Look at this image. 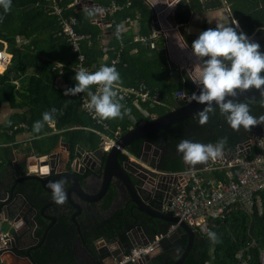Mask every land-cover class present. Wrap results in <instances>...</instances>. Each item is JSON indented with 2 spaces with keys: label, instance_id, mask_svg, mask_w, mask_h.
Masks as SVG:
<instances>
[{
  "label": "trees",
  "instance_id": "trees-1",
  "mask_svg": "<svg viewBox=\"0 0 264 264\" xmlns=\"http://www.w3.org/2000/svg\"><path fill=\"white\" fill-rule=\"evenodd\" d=\"M58 1L59 7L62 9V17L66 19L74 17L77 22L76 32L80 35H88L90 38L89 46H86L85 42L81 45L80 52L84 56L83 66L86 68L95 66L96 70L101 67L98 61L101 58L103 59L104 51L99 46V42L104 35H101L104 30L108 32L110 37L108 41L109 51L106 52L108 60L104 65L108 66L110 60L118 55V62L115 67L120 73L122 84L134 85L136 81L141 80L150 89L161 87L164 94L171 93L174 90L163 80L164 71L158 62L159 50L157 46L155 49H148L145 46L147 43L140 41L130 45L129 41L134 37V35L132 37L130 29L126 33L116 36V31H120L118 27L121 22L125 18L134 19L137 15L135 12H139L138 22L141 23V26L138 36L140 38L148 37L147 29L143 28L145 27L143 22L149 16L144 0H109V3L112 2L111 4L119 6L120 9L113 13L114 15H105L102 20L103 28L92 21L95 17L88 18L85 11H77L76 6H70L72 0ZM101 1L103 3L105 0ZM94 2L97 3L98 0H94ZM42 4L44 3L42 2ZM0 17H2V20H0V51L3 48L2 42L6 43V52L11 55L8 68L0 74V106L3 103H8L11 108L24 109L25 111L19 117H14L10 122L11 124L6 125L2 134L8 131L11 134L20 132L21 129L14 131L13 127L23 124L30 134L40 138L38 142L45 139L44 143L49 141L55 144L61 137L62 141L69 145L71 153L74 152L75 145H80L86 152H94L99 146V135L102 133L101 127L95 125L90 117L79 111L80 101L78 98L62 95L61 90L56 86L58 80L67 88L75 86L73 77L76 71L74 67L78 63L75 60L76 54L72 52L70 45L59 35L58 17L48 16L43 9L39 8L24 12L19 19L11 12L6 16L3 10L0 9ZM104 22L110 23L109 26L105 28L104 25L107 23ZM14 24L16 25L12 27ZM255 27L246 30L245 34L250 36ZM18 40H25V43L18 46ZM257 43L260 45V51L264 52V42ZM133 48L136 49V53L131 55L130 51ZM2 56H0V68L5 65L1 59ZM29 69L37 71L36 75L29 76L26 85L14 92L11 81L17 80L19 76L26 74ZM179 86H177V89ZM120 103L124 106L122 111L127 110V114L122 119L117 118L103 122L112 130L121 127L122 131L125 132V127L128 125L125 122L126 117L129 114L137 117L138 115L132 107L124 105L121 101ZM247 103H249L253 116L264 115V107L260 106V99L248 101ZM53 108L57 110L54 114V123L59 133L48 139L50 135H44L51 132L47 124L40 133L33 131V124L42 119L44 112ZM154 112L160 116L165 111L156 108ZM83 128L95 129L101 132L97 135ZM234 132L226 123L225 118L220 115L219 108H217L214 114H210L209 122L205 125H199L197 117L188 118L152 134L147 139L161 144L165 149L170 146L168 152L170 155L162 166V170L174 173L182 172L186 167L182 155L176 150V146L181 140L189 139L198 143L215 144L219 138L226 137L227 144L224 152L233 154L240 144L239 138ZM142 142L143 140L133 142L127 149L128 153L138 157ZM54 144L49 148L50 151ZM50 151H47V153ZM119 159H121L120 156ZM3 166L0 164V170ZM196 171L199 175L213 177L215 181L226 182L224 172L218 170L213 172ZM86 174L89 175L90 172L88 171ZM17 187H21L20 191L32 188L34 192L39 189L38 183L31 179L18 182ZM259 197L262 210L260 214L253 212L252 215H248L242 212L241 208H232L222 220L210 222L214 226L210 227V231L216 234L219 242H211L208 235H195L193 247L183 264H240L236 259L238 251L245 249L252 241H254V245L248 248L250 259L247 264H259L258 248L262 247L264 240V189L259 193ZM46 202L44 201L42 204ZM131 207V203L125 204L122 210L116 213L112 221H109L105 233H108L109 229L113 231V225H116L117 222L121 227L124 225V220L134 218L132 222L142 224L143 229L152 240L158 234H167L170 223L147 215H142L139 218V214L131 212ZM134 211L136 212L135 209ZM113 221L116 222L112 223ZM45 228L46 222L42 219L39 220L35 233L40 236V242L37 247L27 249L22 254L27 256L32 264H66L72 262L71 245L75 232L70 216L56 214L55 224L44 234ZM101 231V228L96 225L90 227L88 232L82 236L83 241L92 245L91 238L98 237L102 233ZM43 236L45 238L41 242ZM185 244V240L181 242L182 246ZM173 261L169 260L166 264H173ZM155 262L164 264L162 259Z\"/></svg>",
  "mask_w": 264,
  "mask_h": 264
},
{
  "label": "crops",
  "instance_id": "crops-1",
  "mask_svg": "<svg viewBox=\"0 0 264 264\" xmlns=\"http://www.w3.org/2000/svg\"><path fill=\"white\" fill-rule=\"evenodd\" d=\"M48 1L49 0H11V10L6 14V16L11 12V14H14L16 18L19 19L20 16H23L24 12L36 8L43 9L44 13L47 14L44 10V5H46ZM87 1L88 0H72L70 6H76L77 11H85V6H88ZM92 1L98 9L105 10L112 6V2H108L109 0H105L103 3L101 0H98L97 3H95L94 0ZM42 2L44 4H42ZM144 5L149 13L148 18H146L143 22L145 25V27L143 28L147 29L148 37L140 38L138 36V32L141 26V23L138 22L139 12H135L137 15L134 19L125 18L118 27L120 31H116V34H124L130 29L132 37L134 35L133 39L129 41L130 45H134L137 43L134 39H145L141 42L147 43L145 44L146 48L155 49L157 46V49L159 50L158 62L160 63V66L163 67L164 71L163 80L171 88H174V90L171 93L167 92L166 94H164L161 87H154V89H150V87H148L141 80L136 81L134 85H125L121 83L116 86L114 90L116 88H133L135 90H138L140 89V87H143L150 92L151 96L158 97V104H153L151 102H137V105H134L132 102H123L124 105L132 107L138 115L137 117L136 115L129 114L126 117L125 122L128 125L125 127V132L122 131L121 127H117L116 129L112 130L104 122H101V124H97L96 121L93 120L95 125L100 126L102 129V133L100 135L99 132L101 131H97L95 129L90 130L88 128L83 129L89 130L99 135L100 142L96 150L101 148V137L103 135H107L108 139L111 140L113 139V133L118 130L120 136L114 141L115 143L123 134L130 131L131 118L135 120L136 125L133 127L135 128L159 117L154 112V109H163L165 111V114L170 110L175 109L178 105L182 104L183 101L178 99V93H183V96H186V98H188L192 93L197 92L199 87V68L197 65L198 63H200V61H197V59L192 55L191 45L193 41L198 38L200 33L209 28H215L218 24L229 26L232 24L233 19L236 20L239 24V28L237 29L238 32H243L245 34L246 30L251 29V27L253 26L256 27L251 35L260 34L264 30V0H144ZM98 18L99 14L97 13L94 20L92 21H95ZM16 24L12 25V27H14ZM109 24H105L104 27H108ZM154 32H158L157 36L154 39H150ZM81 35L88 37V35ZM101 35L103 36L101 38V41L99 42V46L102 47L104 53L103 59L101 58L98 63H100L99 66H105L104 63L108 60L106 52L109 51L108 41L110 40V37L108 36V32L104 30L102 31ZM24 43L25 40H18V46H21ZM82 43H84L86 46H89L90 38L88 37ZM2 45L3 48L2 51H0V56L3 55L1 59L2 62L5 63V65L0 68V74H2L8 68L11 60V55L6 52L7 44L2 42ZM81 45L80 50L82 49ZM135 53L136 49L133 48V50L130 51V54L133 55ZM75 60L77 61L76 57ZM112 61H115L117 63L118 55L114 59L110 60L108 66H111ZM77 66L78 65L76 63V67H74L75 71H77ZM36 73L37 71L29 69L26 74L19 76L17 80H12L11 84L14 87V92L22 88V86L24 87L29 76L36 75ZM178 85H180L181 87L179 86V88L177 89ZM56 86L61 90L62 95H64V90L67 87L63 85L60 80H58ZM92 90L95 91L96 86H93ZM70 97H76L79 99V111L89 117L80 108L81 97H88L87 94L80 93ZM24 112V109L11 108L8 103H3L0 106V164L2 166L4 165L2 167V170H0V205H5L7 211L6 215L0 217V219H6V221L0 220V223L1 226L5 225L7 227L8 230L5 231V233H7L11 238L13 244L11 252L0 255V264H32L29 258L22 254V252L32 247H37V245L39 244L40 236L36 235L35 233L38 226V221L42 219L46 222V228L44 231L45 234L46 231L55 224L56 214L59 213L64 214L68 217L70 216L75 232L71 245L72 262L66 264H98V262H93L91 260L90 253H93L99 246H101V244L98 245V240H96V237H93L91 238L92 245H89L83 241L82 236L88 232V229L90 227L95 225L99 226L100 222H104L111 210H101L100 207H97L98 209L96 210L94 208H91L92 211H89L91 214L88 212V210H85V212L82 213H78L76 209H73L69 205L67 200L64 204H56L52 199V191L49 187V184L56 182L58 179H60L61 176L73 173L75 174L79 185H83L85 179L89 176L90 185L88 184L89 186L85 185L83 187L84 191L89 192L93 188L95 189V187L97 186V182L99 183V179L97 178V176H93L91 173V175H88L84 172H78L75 169L76 157L74 154L77 147L82 148L80 145H75L74 152L71 153L69 145L64 143L61 137L58 139V141H56L55 144L49 141L44 143L45 139L41 142H38L40 138L30 134V132L25 129V126L23 124L13 127L14 131L21 129L20 132L11 134V132L8 131L2 134L4 128H6V125L11 124L10 122L12 119L14 117H19ZM103 125H105L108 129L105 130ZM47 127L51 131L44 134L46 136L50 135L48 139H51L52 135H57L59 133V131L56 130L54 122L51 124H47ZM253 128L257 129L258 133L255 137L252 136L249 140L256 142L257 137L264 135V125H257ZM53 144L54 147L50 151L49 148ZM128 147L125 150H122L120 155L123 154L124 159L128 158V164H123V167L127 170L132 181L135 180L134 176L141 172L140 170H136L138 166L141 167L142 171L145 172L151 171L155 174L170 173L166 170L160 171L158 168L151 169L150 166L146 164V162L140 161V154L138 157H134L133 155L128 153ZM156 149L152 146L150 148V151L152 150L154 152ZM47 151L50 152L47 153ZM44 158H47V165H42L44 163L40 164V161H42L41 159ZM185 165L186 167L184 170H195L194 167L198 166L199 164L190 166V168H188L187 164L184 163V166ZM35 171H37V176L41 177L46 182L42 184L35 180L39 186V189L37 191L33 192L32 188H27L20 191L21 187H17L18 182L25 181L24 179L31 176L32 174L36 175ZM38 171H42L43 175H38ZM48 179L50 180L48 181ZM64 181L68 183V180ZM113 181L116 180L112 179L111 187L113 186L112 188H115L116 185L113 184ZM64 187L66 191V185ZM142 196L144 198H147L145 193H143ZM44 201L47 202L42 204V202ZM14 203L16 207L13 209L12 206ZM93 212H95L96 214H92ZM73 215L76 216L72 218ZM112 219L113 217H111L110 219L109 217L107 218L108 221H112ZM107 226H109V224ZM125 228L126 226L123 227V229ZM126 229V233L130 229L131 231H133L129 232L131 233V235L135 234V238L138 240L140 245L150 244L155 241L158 236L162 237L161 240L158 241V245L162 248L161 250L167 252V255L166 253L160 254V252H156L158 257L157 255L154 256L153 258H157H152L153 261H156V259L160 258H162L163 262L169 261L170 259L172 261L177 260L183 253V250L186 248L188 243V235L183 230H181L178 225L175 224L170 225L166 235L158 234L154 236L153 240L149 235H147L145 230L143 231L146 235H143L144 233H142L139 226L128 225ZM192 232L194 234V242L195 235L197 234L193 230ZM125 236L126 234L124 232L120 236L118 235L116 239L122 241ZM44 238L45 237L43 236L41 242H43ZM147 239L149 240L147 241ZM184 240L186 241V244L182 246L181 242ZM108 244L109 246H112L110 242ZM113 245L117 247L116 244ZM129 253L130 251L128 250L123 255V257L128 256ZM123 257L121 259H123ZM121 261L122 260H120V262ZM119 263H115L114 258H112L106 259L100 264ZM154 263L158 264V262ZM127 264L145 263L143 262V260H141L135 263Z\"/></svg>",
  "mask_w": 264,
  "mask_h": 264
},
{
  "label": "clouds",
  "instance_id": "clouds-1",
  "mask_svg": "<svg viewBox=\"0 0 264 264\" xmlns=\"http://www.w3.org/2000/svg\"><path fill=\"white\" fill-rule=\"evenodd\" d=\"M0 9L7 14L11 10V0H0ZM84 10L88 18H94L100 11L88 6ZM238 28L239 24L234 19L229 26L218 24L215 28L200 33L191 45L192 55L200 61L197 65L200 91L198 95L192 93L187 99L188 103L204 105L196 113L199 125L207 124L210 114H214L216 108H219L220 115L235 132L264 125V115L253 116L249 103L237 99L241 94L256 90L259 92L260 106L264 107V52L260 51L259 43L251 41L243 32H238ZM115 63L114 61L113 66H101L94 72L80 68L73 77L75 86L65 88L63 93L65 96L86 93L89 98L86 108L100 122L122 119L127 114V110L122 111L124 106L120 100L123 98H118L114 90L122 82ZM92 86H96L95 92ZM56 111L53 108L44 112L42 119L34 122L33 131L40 133L45 124L53 123ZM226 144V137L219 138L215 144L183 139L176 150L182 154L185 164L195 166L222 157ZM65 183L66 181L60 180L49 184L56 204L66 202ZM208 238L213 243L219 242L212 231L208 232Z\"/></svg>",
  "mask_w": 264,
  "mask_h": 264
},
{
  "label": "built area",
  "instance_id": "built-area-1",
  "mask_svg": "<svg viewBox=\"0 0 264 264\" xmlns=\"http://www.w3.org/2000/svg\"><path fill=\"white\" fill-rule=\"evenodd\" d=\"M119 9L120 7L115 4L105 10L102 9L99 11V18L94 23H99L98 25L103 27L101 19ZM44 10L47 14L58 17L59 35L66 40L72 52L76 54L77 71L80 68H84L89 72L96 71L95 67L86 68L82 65L84 56L80 52V45L88 37L75 31L76 19L74 17L68 19L62 17V9L59 7L58 0H49L44 5ZM157 34L158 32H154L150 39H154ZM118 35L117 33L116 36ZM141 40L144 41L145 39ZM113 62H111V66ZM115 91L118 98H123L120 101L124 103L132 102L137 105V102H151L158 104V97L151 96L150 92L143 87L138 90L116 88ZM88 99V97H81V110L97 124H101L98 118L87 110ZM135 125V120L131 118V129ZM103 127L105 130L108 129L105 125ZM119 136L118 130L113 133V139L111 140L108 139L107 135H103L101 137L103 151L108 152ZM251 151H253L252 155ZM87 154L92 153L88 152ZM249 155L250 157H248ZM209 161L210 165L203 172L216 170L224 172L226 182L215 181L213 177L199 175L193 169L174 173H158L163 177L165 185L169 188V198L161 204L160 211L177 218L200 235H208L210 227H214L210 222L222 220L232 208H241L242 212L248 215H252L253 212L257 214L262 212L259 193L264 189V135L257 137L256 142L246 140L236 148V152L233 154L224 152L222 157ZM161 238V236H158L149 245L132 249L129 255L123 257L119 264L135 263L143 260L144 257L153 252L154 247ZM12 245L11 238L2 230L0 223V255L11 252ZM253 245L254 241L245 249L238 251L236 259L240 264H247L250 259L248 248L253 247ZM258 261L259 264H264V240L262 247L258 248Z\"/></svg>",
  "mask_w": 264,
  "mask_h": 264
},
{
  "label": "water",
  "instance_id": "water-1",
  "mask_svg": "<svg viewBox=\"0 0 264 264\" xmlns=\"http://www.w3.org/2000/svg\"><path fill=\"white\" fill-rule=\"evenodd\" d=\"M87 5L88 7L97 8V6L93 3L92 0H88ZM251 36H254V34ZM257 38H258V35H255L254 37H252L251 41H258ZM199 91H200V86L198 87V90L196 92L197 95L199 94ZM237 99L243 102H248V101H254V100L260 99V96H259L258 91L250 90L244 94L239 95ZM203 107L204 105H199L195 102L188 103V99H187L182 104L178 105L175 109H172L169 112L157 117L156 119L151 120L142 125H139L131 129L130 131L126 132L125 134H123L115 142V145L113 146V148L106 155H104L98 149L94 151V153L87 154L85 156L84 155L85 151L82 148L77 147L75 154H74L76 157L75 167H78L79 161L81 160L83 164L82 165L83 167H81L82 172L85 170H88L93 176H97L98 179L101 178L102 191L98 197L96 196L97 198L95 197L93 200L87 201L88 199L86 198V191H84L83 187L85 185L87 186L88 184L90 185L89 176L88 178L85 179L83 185H79L78 180L76 179L75 174L73 173L61 176L60 179L58 180H68V183H65L66 188H67L65 192L67 194L66 200L68 201L69 205L73 209H76L78 213L82 212L81 207L77 203L89 202L91 204V203L97 202L98 200H100L99 197L104 194L103 192L107 190V187L111 185L112 179H115L116 181L120 182L126 188V191L130 196V201L134 205L138 213L160 219L170 224L178 225V227L188 235V243H187L186 248L183 250V253L181 254V256H179V258L173 263V264H183L185 258L187 257V255L189 254V252L191 251L193 247L194 234L187 225H185L182 222H179L178 219L170 217V216H166L160 212L159 205L161 203H158V202L160 201V199H162V197L164 196V193H161V195L163 194L162 196L156 197L155 202L153 201L152 196H155L159 192H162L164 188H166L169 193V188L165 185V181L163 180V177L160 176L158 173L155 174L154 172L149 171V176H144L142 173H138L136 176H134L135 180L132 181L127 170L121 164L119 155L122 150H125L133 142H136L139 140H145L150 135L158 131H161L163 129H166L169 126L175 125L185 119L195 118L196 113L198 111H201ZM213 107H215V105H213ZM147 147H144V148L146 149L151 148L150 145H149V148ZM139 159L140 161H142L141 156H139ZM41 160L42 161H40V164L44 163L42 165H47V158H44ZM187 166L188 168H190L191 165L187 164ZM150 168L156 169L155 166H150ZM194 169L201 170V167L198 165V166H195ZM35 173L36 175L32 174L31 176L26 177L24 180H29V179L36 180L37 182H40L42 184L46 182L41 177L37 176V171H35ZM39 174L43 175V172L38 171V175ZM49 180L50 179H48V181ZM148 181L150 182V188L148 187V183H147ZM143 193L146 194L147 198H144L142 196ZM12 207L13 209L16 207L15 203L13 204ZM6 214H7L6 207L5 205L1 204L0 205V217ZM75 216L76 215H73L72 218H74ZM0 220H3V219H0ZM3 221H6V219H4ZM130 225H133V224H129V226ZM139 227L142 233H144L143 235H146L145 232L143 231L144 229L142 228V226H139ZM113 229H114L113 232L115 234H118V232H120L123 229V227L113 225ZM125 234L126 236L123 238L122 241L116 242L114 239H111L110 244L112 246H109V245L105 246L103 243H99L101 244V246H99L100 248L98 247L93 253H90L91 260L93 262H98V264H100L102 261L106 259L114 258L115 263H119L120 260H122L121 258L123 257V255L130 248L140 245L138 240L135 238V234L131 235V233L128 231ZM148 240L149 239H147V241ZM113 244H116L117 247ZM161 249L162 248L157 244L154 247L153 252L147 255L143 259V262L145 264H155L154 263L155 261H153V259L158 257L157 255L158 252H160V254L166 253L167 255V252ZM156 255L157 257L153 258ZM165 256H162V257H165ZM160 259H156V260H160ZM166 260H169V259H166ZM167 262L168 261H165L163 263L166 264Z\"/></svg>",
  "mask_w": 264,
  "mask_h": 264
},
{
  "label": "flooded vegetation",
  "instance_id": "flooded-vegetation-1",
  "mask_svg": "<svg viewBox=\"0 0 264 264\" xmlns=\"http://www.w3.org/2000/svg\"><path fill=\"white\" fill-rule=\"evenodd\" d=\"M260 34L261 35L258 34L257 39L261 38L262 39L261 41L264 42V30ZM256 42H260V41L258 40ZM234 133L237 134V136L239 138L238 141L240 144H242L246 140H249L252 136L255 137L258 133V130L252 127L248 131L241 129L239 132H234ZM149 145L151 147L153 146V147H155V149L156 148L157 149L153 152L152 150L150 151V149L144 148L147 146H148L147 148H149ZM152 149H154V148H152ZM169 151H170V146H167V149H165L161 144L156 143L154 141H151L149 139H146L142 143V147L140 149V155L142 157L143 162H146V164H148L149 166H155L160 171H163L162 166L166 163V161L170 155V154H168ZM120 158H121L120 162L122 161V165L128 164V162H127L128 158L124 159L123 154L120 155ZM81 167H83V166L81 164H79L78 167H75V168L78 172H82ZM136 170H140L141 171L140 173H142L144 176H149V172L148 171H146V172L142 171V168L139 166H138V168H136ZM71 172H69V173H71ZM83 172L86 173V172H88V170H85ZM65 174H67V173H65ZM89 175H91V174H89ZM147 183H148V187L150 188V182L148 181ZM113 184L116 185V187L112 188L113 186L111 187V185H109L107 187V190L105 192H103L104 194L99 197L100 200H98L97 202L91 203V204L89 202L77 203L81 207L82 212H85V210H88V212H89V211H92L91 208H94L96 210V209H98L97 207H100L101 210H103V209L111 210V212H109L108 216H107V218L109 217V219H110L111 217H114L117 212L121 211L125 204L131 203L130 196L126 191V188L123 185H121L120 183H118L117 181H113ZM96 185H97L96 187L94 186L95 189L93 188L94 190L92 189L89 192H86V198L88 199L87 201H91L96 196L98 197L101 194V191H102V180H101V178L99 179V183L97 182ZM161 193H164V196L162 197V199H160V201L158 203L162 204L163 202L166 201V199L169 198V193H168L167 189L164 188L162 192H159L155 196H152L154 202L156 201V197H160L163 195V194L161 195ZM108 201H109V203L107 204ZM161 204L159 205V209L161 207ZM131 205H132L131 212L136 214L137 212L134 211V209L136 210V208L134 207V205L132 203H131ZM92 214H96V213L93 212ZM137 214H139V218H141L142 215H145V214H141V213H137ZM166 216H170V215L166 214ZM107 218L105 219L104 222H100L99 226L96 225L97 227L101 228V230H102L101 231L102 233L100 235H98V237H96V240H98L97 243L98 244L103 243L105 246L109 245L108 243L110 242L111 239H114L116 242L121 241V240H117L116 238L118 237V235L120 236L124 232L126 233L125 230H127L126 228L129 224H133V226H142V224H140V223H136L135 221L132 222V220H134V218H132V219L127 218L126 220L123 221L124 225L121 226V227L126 226V228L122 229L120 232H118V234H115L110 229H109L108 233H105L106 226L109 224V221L107 220ZM114 222L115 221H113L112 223H114ZM116 225L119 226L118 222ZM131 229L128 230V232L129 231L133 232V231H131Z\"/></svg>",
  "mask_w": 264,
  "mask_h": 264
},
{
  "label": "rangeland",
  "instance_id": "rangeland-1",
  "mask_svg": "<svg viewBox=\"0 0 264 264\" xmlns=\"http://www.w3.org/2000/svg\"><path fill=\"white\" fill-rule=\"evenodd\" d=\"M99 10L101 11L102 9H99ZM98 14H99V12H98ZM104 17H105V16H104ZM102 20H103V19H101V22H102ZM98 24H99V23H98ZM102 28H103V27H102ZM256 35H258V34H256ZM259 35H261V34H259ZM254 36H255V35H254ZM254 36H248V37H249V39L251 40L252 37H254ZM134 40H135L136 42H138V41H140V42L143 41V40H138V39H134ZM258 40L260 41V40H262V39L259 38ZM253 42H256V41H253ZM187 90H188V89H187ZM181 96H182V97H181ZM184 98H186V96H183V95H179V96H178V99H180V100L183 101V102L185 101ZM114 145H115V144H114ZM114 145H113V146H114ZM113 146L110 148V150L113 148ZM99 150H100L104 155H106V154L109 153V151H110V150H109L108 152H104L103 149H102V144H101V148H99ZM87 153H88V152H85L84 155L86 156ZM84 161H85V160H84ZM79 164L83 165L81 160L79 161ZM205 164H206V166H205ZM209 165H210V161H207V162L204 163V164H199V166L201 167V170H204V171L207 169V167H208ZM163 214H164V213H163ZM164 215H166V214H164ZM170 217H172V216L170 215ZM173 218H174V217H173ZM176 219H177V218H176ZM178 221H179V220H178ZM179 222H180V221H179ZM182 223H183V222H182ZM184 224H185V223H184ZM185 225H186V224H185ZM187 226H188V225H187ZM188 227H189V226H188ZM189 228H190L191 230H193L197 235H200V234H198L194 229H192L191 227H189ZM2 229H3L4 231H7V230H8L7 227H6L5 225H4V226L2 225ZM200 236H201V235H200ZM147 245H149V244H147ZM147 245H138V246H136V247H132V248H130L129 251H131V250L134 249V248H137V247H143V246H147Z\"/></svg>",
  "mask_w": 264,
  "mask_h": 264
}]
</instances>
